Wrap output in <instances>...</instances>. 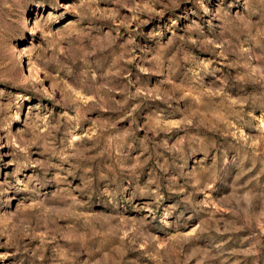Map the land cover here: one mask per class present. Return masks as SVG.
I'll list each match as a JSON object with an SVG mask.
<instances>
[{
  "label": "rangeland",
  "instance_id": "374dc122",
  "mask_svg": "<svg viewBox=\"0 0 264 264\" xmlns=\"http://www.w3.org/2000/svg\"><path fill=\"white\" fill-rule=\"evenodd\" d=\"M0 264H264V0H0Z\"/></svg>",
  "mask_w": 264,
  "mask_h": 264
}]
</instances>
